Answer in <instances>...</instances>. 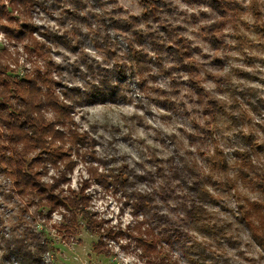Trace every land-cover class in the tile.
<instances>
[{"label":"clouds","instance_id":"clouds-1","mask_svg":"<svg viewBox=\"0 0 264 264\" xmlns=\"http://www.w3.org/2000/svg\"><path fill=\"white\" fill-rule=\"evenodd\" d=\"M0 103V264H264V0H0Z\"/></svg>","mask_w":264,"mask_h":264},{"label":"rangeland","instance_id":"rangeland-1","mask_svg":"<svg viewBox=\"0 0 264 264\" xmlns=\"http://www.w3.org/2000/svg\"><path fill=\"white\" fill-rule=\"evenodd\" d=\"M4 107H6V105H4L3 103H0V109H4ZM104 259H105V264H107V259L106 258Z\"/></svg>","mask_w":264,"mask_h":264},{"label":"trees","instance_id":"trees-1","mask_svg":"<svg viewBox=\"0 0 264 264\" xmlns=\"http://www.w3.org/2000/svg\"><path fill=\"white\" fill-rule=\"evenodd\" d=\"M7 107V106H6ZM6 107H4V108H6ZM17 118H19V117H17Z\"/></svg>","mask_w":264,"mask_h":264}]
</instances>
